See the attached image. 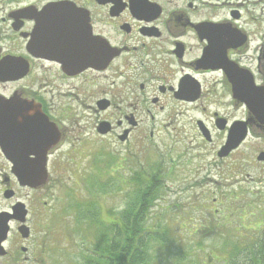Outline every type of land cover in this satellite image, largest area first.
I'll list each match as a JSON object with an SVG mask.
<instances>
[{
  "label": "flooded vegetation",
  "instance_id": "1",
  "mask_svg": "<svg viewBox=\"0 0 264 264\" xmlns=\"http://www.w3.org/2000/svg\"><path fill=\"white\" fill-rule=\"evenodd\" d=\"M91 128L182 189L245 185L264 227V0H0V264L39 261Z\"/></svg>",
  "mask_w": 264,
  "mask_h": 264
},
{
  "label": "rangeland",
  "instance_id": "2",
  "mask_svg": "<svg viewBox=\"0 0 264 264\" xmlns=\"http://www.w3.org/2000/svg\"><path fill=\"white\" fill-rule=\"evenodd\" d=\"M64 125L68 127L67 123ZM155 132V142L166 140L165 131L157 128ZM148 134L144 133L146 137ZM82 135L93 150L78 155L80 158L76 163L59 165L63 172L58 187L47 198L50 202L53 197L54 209L59 213L50 225L48 246L43 254L37 255L39 261L26 264H85L88 249L96 250L104 238L100 236L103 228L96 230L90 226L84 233L80 221L81 211L85 209L83 204L92 199V207L100 210L102 223L107 226L120 224L137 189L132 185L133 177L136 173L142 175L157 168L154 162H146L148 160L122 162L114 136L100 138L93 128L82 131ZM169 169L170 165L165 161L164 190L144 221L148 234L145 264H225L228 250L243 242L236 237L249 230L248 238L242 239L250 242L249 238L256 235L255 228H250L249 223L257 221L260 215L255 218L247 211L249 188L240 185L233 195H230L233 192L230 187L222 188V192L228 193L221 196H213L205 189L188 191L181 187L183 184L189 187L195 182L193 175L181 165L178 170L183 175L174 178ZM164 173L171 175L166 177ZM93 175L101 183L115 180L116 185L106 189L108 193L98 187L89 191L88 178ZM176 178L178 180H173ZM86 225L85 222L83 226ZM107 235L110 236L109 231Z\"/></svg>",
  "mask_w": 264,
  "mask_h": 264
},
{
  "label": "trees",
  "instance_id": "3",
  "mask_svg": "<svg viewBox=\"0 0 264 264\" xmlns=\"http://www.w3.org/2000/svg\"><path fill=\"white\" fill-rule=\"evenodd\" d=\"M162 175L161 170L155 168L152 172L142 173L138 178H133L132 185L137 189L133 193L134 199L129 200L126 212L121 216L120 224L112 223L107 226L106 223H102L99 220L100 210L92 207L94 205L92 199L83 204L82 208L85 209L81 211L80 221L84 233L85 230L90 229V226L95 227L96 230L103 228L100 236L104 238L103 244L96 247V250L88 249L84 258L85 264H145L147 262L148 251L145 239L148 234L144 221L164 190ZM92 177L88 178L89 191L98 187L99 190L108 193L109 190L106 189L115 184V180L101 183L97 176ZM85 222L86 227L83 226ZM244 230L247 231L246 228ZM108 231L110 236L107 235ZM255 232L256 235L249 238L250 242L242 239L248 238L249 230L236 237L243 242L228 250L225 264H264V227L256 228Z\"/></svg>",
  "mask_w": 264,
  "mask_h": 264
},
{
  "label": "water",
  "instance_id": "4",
  "mask_svg": "<svg viewBox=\"0 0 264 264\" xmlns=\"http://www.w3.org/2000/svg\"><path fill=\"white\" fill-rule=\"evenodd\" d=\"M105 130V129H104ZM104 130H102V132H104ZM48 131V128L45 130V132ZM52 141L50 139H45V145H51ZM15 173L17 175V177L19 178L20 181L25 180L26 178H30L33 175L34 172V167L35 166H29V165H15ZM46 164L44 163V165H42L43 173L46 174V170H45ZM22 231V230H21ZM7 236V229L4 227H0V241L4 240Z\"/></svg>",
  "mask_w": 264,
  "mask_h": 264
}]
</instances>
